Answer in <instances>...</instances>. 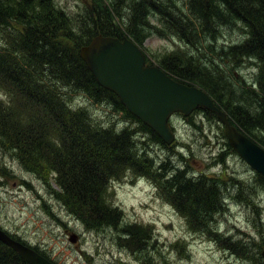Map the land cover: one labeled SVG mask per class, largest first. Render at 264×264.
Returning a JSON list of instances; mask_svg holds the SVG:
<instances>
[{"label": "rangeland", "instance_id": "374dc122", "mask_svg": "<svg viewBox=\"0 0 264 264\" xmlns=\"http://www.w3.org/2000/svg\"><path fill=\"white\" fill-rule=\"evenodd\" d=\"M136 1L142 0H103L105 5H118L114 22L130 39L134 38L126 28L133 14L130 6ZM155 1L177 17L195 20L188 0H147L149 4ZM54 4L71 20L75 39L68 42L74 46L77 40L83 47L86 26L80 21L95 6V0H55ZM154 18L144 28L145 41L140 46L149 63L161 67L168 59L165 68L179 59L214 73L224 82L220 81V87L225 88V94L232 95L236 104H244L251 115L261 117L255 120L256 128L245 130L244 135L264 147L262 69L255 60L245 59L233 66L225 57L231 46L247 39L243 24L219 26L220 35L215 40L209 37V30L203 33L199 24L195 28L190 25L186 27L188 37L181 39L155 33ZM59 90L67 93L70 108L84 110L88 114L84 119L92 120L95 126L116 132L129 129L135 152L148 171L123 168L116 179H108L104 203L117 209L120 219L112 227L90 228L54 195L59 187L53 170L40 167L33 173L0 144V229L54 264H264V181L230 146L218 118L202 111L190 117L175 115L170 127L177 139L165 147L138 122L126 118L109 98ZM0 101H8L7 95L0 94ZM171 176L192 181L191 187L194 183L200 186L199 179L208 181L214 192L209 199L215 205L210 203L214 213L207 228L193 229L187 215L172 205L166 194L164 197L159 185ZM130 231L138 240L135 247L130 244L131 248L123 242ZM73 234L78 235L75 243L70 241ZM227 239L238 243L240 249L228 247Z\"/></svg>", "mask_w": 264, "mask_h": 264}, {"label": "trees", "instance_id": "16d2710c", "mask_svg": "<svg viewBox=\"0 0 264 264\" xmlns=\"http://www.w3.org/2000/svg\"><path fill=\"white\" fill-rule=\"evenodd\" d=\"M54 1L0 0V39L3 42L0 45V94L8 97V101H0V144L33 173L40 167L53 170L59 187V191H53L54 195L88 227L116 225L120 212L104 203L108 179H116L123 168L141 173L148 169L135 152V141L129 129L116 132L95 126L92 120L84 119H88L84 110L76 112L70 108V98L67 101V93L59 89L109 98L126 118L135 120L156 141L168 146L130 114L115 94L97 84L80 56L81 49L97 35L121 40L129 37L122 35L124 28L114 22L118 5L110 2L111 7L103 0H95V6L80 21L86 26L81 47L77 40L74 46L68 42L75 39L71 20L67 13L56 8ZM187 5L196 21L187 16L177 17L157 1L153 4L147 0L133 2L129 5L133 14L126 31L141 46L145 41L144 28L154 18H150L152 14L160 16L158 20L154 18L157 21L155 33L181 39L188 37L190 32L186 27L190 25L195 28L199 24L203 33L205 29L209 30V37L215 40L220 35L219 26H234L241 22L246 28L247 39L230 47L225 57L233 61V66L245 59L259 63L262 69V80L259 81L263 86L264 0H188ZM182 62L177 59L164 68L167 63L164 59L160 68L176 81L207 92L242 133L256 128L255 120L261 117L251 115L244 104H236L232 95L225 94V88L220 87V81L224 83L220 78L192 63ZM148 64L152 65L149 61ZM199 111L217 118L206 110ZM259 178L264 181L262 176ZM198 182L200 186L194 183L191 187L192 181L171 176L159 186L164 197L166 194L170 203L187 215L190 226L201 230L209 226L215 201L209 199L214 192L208 181L199 179ZM127 234L130 237L123 242L130 248V244L135 247L137 236L131 231ZM226 241L230 244L228 247L240 249L238 243ZM0 264L27 263L0 242Z\"/></svg>", "mask_w": 264, "mask_h": 264}, {"label": "water", "instance_id": "95a60500", "mask_svg": "<svg viewBox=\"0 0 264 264\" xmlns=\"http://www.w3.org/2000/svg\"><path fill=\"white\" fill-rule=\"evenodd\" d=\"M81 57L98 84L118 96L126 109L164 143L171 145L176 138L169 127L172 115L182 113L187 117L203 108L218 117L233 150L264 176V149L232 125L228 115L203 90L176 82L158 67L146 66L143 52L130 39L99 35L82 48ZM77 238L73 234L70 241L75 243ZM0 241L28 264H54L1 229ZM262 257L264 260V250Z\"/></svg>", "mask_w": 264, "mask_h": 264}, {"label": "bare ground", "instance_id": "6f19581e", "mask_svg": "<svg viewBox=\"0 0 264 264\" xmlns=\"http://www.w3.org/2000/svg\"><path fill=\"white\" fill-rule=\"evenodd\" d=\"M234 32H235V30H234ZM201 33V32H200ZM231 36V35H230ZM239 45V44H238ZM232 47V46H231ZM191 54V53H190ZM167 55H169V54H167ZM195 55V54H194ZM160 58V57H159ZM168 60V59H167ZM225 60V59H224ZM230 61H232V60H230ZM233 62V61H232ZM251 63V62H250ZM249 63V64H250ZM256 66H257V64H256ZM217 69V68H216ZM264 70V69H263ZM220 72V71H219ZM221 73V72H220ZM243 73V72H242ZM238 74V73H237ZM46 75V74H45ZM219 75V74H218ZM224 76V75H223ZM255 79V78H254ZM253 80V79H252ZM236 81V80H235ZM237 92V91H236ZM254 96V95H253ZM116 127V126H115ZM263 140V139H262ZM26 171V170H25ZM223 185V184H222ZM233 185V184H232ZM233 195V194H232ZM227 200V199H226ZM238 204V203H237ZM253 205V204H252ZM255 205V204H254ZM184 217V216H183ZM112 227V226H111ZM41 252V251H40ZM251 263V262H250Z\"/></svg>", "mask_w": 264, "mask_h": 264}]
</instances>
